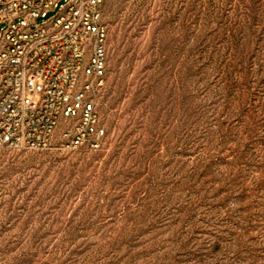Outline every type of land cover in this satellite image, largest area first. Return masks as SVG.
<instances>
[{
    "label": "rangeland",
    "instance_id": "obj_1",
    "mask_svg": "<svg viewBox=\"0 0 264 264\" xmlns=\"http://www.w3.org/2000/svg\"><path fill=\"white\" fill-rule=\"evenodd\" d=\"M102 19V145L0 148V264H264V0Z\"/></svg>",
    "mask_w": 264,
    "mask_h": 264
},
{
    "label": "built area",
    "instance_id": "obj_2",
    "mask_svg": "<svg viewBox=\"0 0 264 264\" xmlns=\"http://www.w3.org/2000/svg\"><path fill=\"white\" fill-rule=\"evenodd\" d=\"M103 10L104 0H0V148L50 147L61 117L67 147H101Z\"/></svg>",
    "mask_w": 264,
    "mask_h": 264
}]
</instances>
